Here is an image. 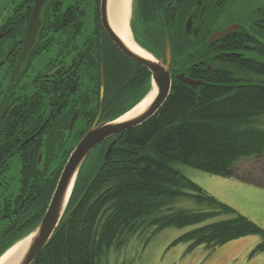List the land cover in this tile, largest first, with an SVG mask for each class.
Returning <instances> with one entry per match:
<instances>
[{"label": "trees", "instance_id": "1", "mask_svg": "<svg viewBox=\"0 0 264 264\" xmlns=\"http://www.w3.org/2000/svg\"><path fill=\"white\" fill-rule=\"evenodd\" d=\"M58 1L57 6L62 5V0ZM226 2L221 0L208 12L205 10L207 20L199 23L195 49H191L193 43L184 33L183 21L176 24L167 38L143 42L133 36L154 56L160 53L153 50L151 42L164 44L168 41L181 72L202 83L189 84L172 75L170 92L153 116L103 141L90 152L76 175L57 228L32 264H102L101 259L109 249H119L130 235L146 227H153L151 233L154 234L166 227L200 224L221 214L229 218L198 225L175 241L188 243L189 249L197 245L212 248L240 237L259 235L260 241L252 253L264 252L261 227L207 194L174 166V163H183L209 174L264 188V162L261 161L264 159V128L257 125L264 115V40L242 27L208 42L213 22ZM57 6L54 21L44 28L52 35L40 38L38 49L42 51L55 45L57 49L72 53L80 43L61 33L53 34L69 19V15ZM254 27L264 38V18ZM81 47L85 50L86 89L80 92L77 80L70 79L69 92L76 90L77 98L83 99L80 117L87 118L85 128L93 122L98 109L101 119H114L151 89L150 73L123 55L105 34L98 40H83ZM101 76L103 96L100 101ZM73 107L71 104L70 111ZM66 124L67 116L51 117L44 127L60 128ZM71 131L66 130L65 134L70 135ZM69 135V150L65 155L61 149L47 144V150L41 151V166L36 164L41 173L46 169L54 170L53 186L48 193L42 197L30 193L34 198L26 202L24 191L28 181L24 180L21 205H18L19 200L1 203L3 213L10 214L0 215V254L37 225L59 172L82 132ZM113 138L115 142L105 157L106 147ZM58 151L63 161L52 163L57 168H51L48 163L52 152ZM27 153L32 158L22 166L23 177L24 172L27 175L32 170L33 180L37 182V173L33 172L36 151L28 150ZM84 163H87L85 167ZM38 197L42 209L28 221L22 219L19 230L8 237L2 224L5 221L7 227L10 218L16 217L11 209H19L15 211L17 215L25 210V203L28 210L38 209L37 204H32ZM180 197H191L209 209L176 208L174 203Z\"/></svg>", "mask_w": 264, "mask_h": 264}, {"label": "flooded vegetation", "instance_id": "2", "mask_svg": "<svg viewBox=\"0 0 264 264\" xmlns=\"http://www.w3.org/2000/svg\"><path fill=\"white\" fill-rule=\"evenodd\" d=\"M85 1L62 0V5L57 6L58 0H44L37 13L40 19V26L36 32L35 41L29 51L23 56V43L32 19L36 0H0V215L2 216L10 213L7 211H5L7 214L3 213L1 203H5L7 200L11 201L10 203L19 200L18 205L22 204V185L24 180L28 181V187L24 191V197L29 198L28 200L26 198V202L34 198L30 197V193L33 196H35L33 193H38L42 197L52 188L54 170L46 169L41 173V170L36 168L37 165L41 166L42 164L43 155L41 151L47 150V144L59 151L60 149L66 152L69 150V134L67 133L66 135L65 131L73 129L76 120L81 116L80 110L83 103V99L80 98H77V102L69 101L70 96L76 94V90L74 93L69 92V80L74 81L76 79L79 85L78 88L84 87L85 50L81 47V42L79 47L72 53L67 50L57 49L54 56L47 58L45 63L38 65L39 56L49 51V49L39 51L38 40L47 35L44 28L47 24H51L54 21L56 6L61 9L62 13H67L70 20L67 18L66 25L62 28L60 27L53 34L58 35L61 33L63 36L71 37L78 41L85 39L98 40L103 34L106 35L100 22L99 0H97V3L96 0H90L89 17L87 9L82 6ZM55 2L56 5L54 7ZM250 2L258 7L254 12V18L250 22V28L256 31L255 23L264 18V5H262L264 0H250ZM220 3L221 0H132V17L131 21H129V24L132 25V36L143 42L149 39L158 40L165 36L167 38V35L172 33L171 30L176 27V24L179 21H183L181 23L183 24L184 33L190 37L191 44L193 43L191 49H195L199 23L203 24L207 20L205 13ZM224 7L225 5L221 7L222 10ZM85 12L87 16H85ZM221 16L222 13L216 17L214 22H217ZM86 20L89 22L91 29L93 28L87 33L84 27ZM136 21L139 25L138 27L135 25ZM188 22L190 26L187 29ZM233 24H238L240 27L229 34L244 27L243 23L238 21H231L219 26L215 23L212 26L211 34ZM151 43L153 50L158 52V54L160 53V55H155V57L163 58L166 40L164 44L158 41ZM169 47L171 57L169 71L171 77L173 75L175 78L176 75L183 72L180 70L179 62L172 55L170 43ZM61 52L62 54L59 55ZM150 53L152 54V52ZM74 57L76 58L74 59ZM71 104L74 107L70 111ZM75 111H77V116L74 124L71 129H68L69 121ZM97 115H99V120H101L100 109H98ZM64 116H67L65 127L63 125L60 128L44 127V123L48 122L51 117L61 119ZM87 117L90 118V115H87ZM89 126L85 128L84 125L79 132H82L83 135ZM28 150L36 151L34 158L36 163H33V172L37 173L36 176L39 179L37 182L33 180L32 170H29L27 175L24 172V177L22 174V166L29 162V158H32L31 155H28ZM48 165H52L51 161ZM16 186L18 188L17 193ZM40 197L32 203L33 206L37 204L39 206L38 209L28 210L30 208L27 209L26 203L25 210L19 215L15 213L19 209H16V207L11 209L14 210L16 217L10 218V223L4 228V232L8 237L19 230L22 225V219L28 221L37 210L42 209L43 204L39 205Z\"/></svg>", "mask_w": 264, "mask_h": 264}, {"label": "rangeland", "instance_id": "3", "mask_svg": "<svg viewBox=\"0 0 264 264\" xmlns=\"http://www.w3.org/2000/svg\"><path fill=\"white\" fill-rule=\"evenodd\" d=\"M90 5V0H86L84 5H82L87 9L88 17L90 14ZM130 8L132 10V0ZM257 8L258 7L251 3L250 0H228L223 10L221 9L222 11L220 13H222V16L219 17L217 22H213V25L216 23V25L219 26L231 21H238L239 23H243L244 27L254 33L256 37L264 40V38H262L258 33L250 28V22L254 18V12ZM85 16H87L86 12ZM131 17L132 16L130 14L129 21H131ZM135 25L136 27L139 26L137 21ZM131 26L132 25H130V29ZM84 27L86 33L89 30H93V28L91 29V26L87 20L84 22ZM46 34L47 35L44 36V38H47V36L49 37L52 33L49 31L48 33L46 32ZM82 41L83 40H80L78 42L82 43ZM56 51L57 47L52 45L48 52H45L39 56L38 65L45 63V60L51 56H54ZM85 89L86 85H84L82 88L80 87L79 91L81 92ZM77 96L78 93H76L74 96L71 95L69 100L75 101ZM86 119L87 118L84 117V115L79 117L74 124L71 134H75L82 130L84 127L83 125L86 123ZM257 125L264 128V115L258 119ZM62 152L64 153L63 155H65L66 151L62 149ZM59 156V151L56 153L52 152L50 160L51 163H60L63 161V158ZM261 161L264 162V159ZM86 165L87 163H84V167ZM174 166L185 177L202 188L207 194L211 195L219 202L229 205L237 214L248 218L264 230V188L257 187L236 179L209 174L198 168H194L183 163H174ZM54 167L57 168V165L51 166V168ZM17 189L18 188L16 186V193ZM174 207L187 210L203 211H207L209 209L206 204L197 203L191 197L178 198L174 203ZM228 218L229 217L227 215L221 214L207 219L200 224L186 227H166L154 234L151 233L153 227H146L143 230L130 235L126 242L119 249L114 247L109 249V251L102 257L101 263L264 264V252H258L254 254L252 253L255 245L260 241L259 235L240 237L212 248H207L204 245H197L194 248L189 249L188 243L175 241L181 234L197 227L198 225L201 226L211 222L223 221ZM2 225L5 228L7 224L5 221H3Z\"/></svg>", "mask_w": 264, "mask_h": 264}, {"label": "water", "instance_id": "4", "mask_svg": "<svg viewBox=\"0 0 264 264\" xmlns=\"http://www.w3.org/2000/svg\"><path fill=\"white\" fill-rule=\"evenodd\" d=\"M43 2L44 0H36L32 19L30 21L29 28L27 30V34L23 43V53H22L23 56L29 51L30 47L35 41L36 32L40 26V19L37 13ZM107 7H108V0H99L100 22L102 29L104 30L110 41L113 43V45L123 55H125L128 59L134 61L135 63L143 66L150 73L151 89L154 86L155 92L152 96V99L149 101L146 107L134 117L125 120H119V118L128 110L114 119L105 118L99 120V115L95 117L92 124L77 141L76 145L70 152L69 157L64 163L44 214L40 218L35 228L32 231H30L27 235L20 238L23 239L28 236L29 241L27 243L25 251L22 253V255L19 257V259L15 264H32V262L37 257V255L46 246L54 230L57 228L61 220V217L63 216L69 197L71 195L72 188L74 186L76 175L81 165L83 164L84 160L90 154V152L103 141L112 138L118 133H121L125 130L138 126L147 119H149L158 111V109L164 103L170 92L171 76L169 71V63L171 57H170L169 42L167 41L165 44L163 58H157L151 53L150 55H152L153 58L145 57L136 53L117 35L115 30L111 26ZM189 26L190 23L188 22L187 29L189 28ZM239 27L240 25L238 24L227 26L226 28L220 31L212 33L208 37L207 41L210 42L216 40L238 29ZM175 78L189 84L202 83V81L193 80L189 77L184 76L183 73L176 75ZM102 96H103V77L101 76L100 95H99L100 101L102 99ZM139 102H137L136 104H138ZM134 106H132V108ZM76 116H77V111L73 113L68 125V129L72 128ZM114 142L115 139L113 138L108 143L104 154L105 157L109 154ZM70 187L71 190L69 191ZM20 239H18L17 241H19ZM16 242H14L12 245H14ZM11 246H9L7 249H9ZM7 249H5L0 254V256Z\"/></svg>", "mask_w": 264, "mask_h": 264}, {"label": "bare ground", "instance_id": "5", "mask_svg": "<svg viewBox=\"0 0 264 264\" xmlns=\"http://www.w3.org/2000/svg\"><path fill=\"white\" fill-rule=\"evenodd\" d=\"M131 0H108V16L111 23V26L117 33V35L136 53L153 58L152 55L142 47H140L134 40L131 34L129 27V18L131 14L130 8ZM155 92V87L149 91V93L133 108L124 113L119 120L129 119L140 113L149 101L152 99V96ZM71 187L69 188V191ZM29 237H25L17 241L9 249H7L0 256V264H15L22 253L25 251Z\"/></svg>", "mask_w": 264, "mask_h": 264}]
</instances>
